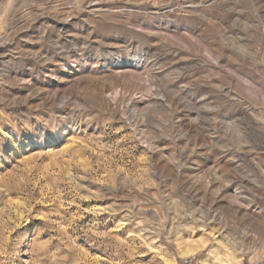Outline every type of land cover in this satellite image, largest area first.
<instances>
[{
	"label": "rangeland",
	"instance_id": "rangeland-1",
	"mask_svg": "<svg viewBox=\"0 0 264 264\" xmlns=\"http://www.w3.org/2000/svg\"><path fill=\"white\" fill-rule=\"evenodd\" d=\"M212 234L264 264V0H0V264H203Z\"/></svg>",
	"mask_w": 264,
	"mask_h": 264
},
{
	"label": "bare ground",
	"instance_id": "bare-ground-1",
	"mask_svg": "<svg viewBox=\"0 0 264 264\" xmlns=\"http://www.w3.org/2000/svg\"><path fill=\"white\" fill-rule=\"evenodd\" d=\"M205 212V211H204ZM238 212V211H237ZM205 213H207V212H205ZM204 216V215H203ZM208 216H209V214H208ZM207 216V217H208ZM206 217V218H207ZM209 217H211V216H209ZM204 218V217H203ZM222 219V218H221ZM214 220L215 221H221L220 220V218H214ZM212 221H213V219H212ZM213 223V222H212ZM210 224V223H209ZM231 226V225H230ZM204 227V226H203ZM212 227V226H211ZM211 229V228H210ZM208 230V229H207ZM203 231V230H202ZM241 231V230H240ZM204 232V231H203ZM207 232V231H206ZM237 233H239V232H237ZM200 234V233H199ZM209 234V233H208ZM207 234V235H208ZM235 234V233H234ZM204 235V234H203ZM222 235V234H221ZM225 235H227V234H225ZM210 236V237H209ZM208 237H209V239L212 241V246L210 247V250L208 251V253H206V255H204L203 257H202V262H203V264H208V263H212V261L216 258V254H215V251L217 250L218 251V253H219V250H221L222 249V247L223 246H237V244H235V243H233V241H232V236L231 237H227V236H224V235H222V236H219L218 238H217V236H215L214 234H212V235H209ZM238 237H241L240 238V240L241 239H243V240H246L247 238H248V236L245 234V233H243V232H240V234L238 235ZM205 238H204V236L202 237V235L200 236V235H195V236H193L192 235V237H191V241L192 242H195V245L196 246H200V245H202V244H204V242H205ZM233 240L235 241V238H233ZM239 240V241H240ZM236 242V241H235ZM237 243V242H236ZM232 244V245H231ZM186 247H188L187 246V244L182 248L183 249V251H184V253H188L190 250H187V248ZM190 248V247H189ZM196 248V247H195ZM232 248V247H231ZM191 249V248H190ZM216 251V252H217ZM221 253V252H220ZM218 255V254H217ZM218 258V257H217Z\"/></svg>",
	"mask_w": 264,
	"mask_h": 264
},
{
	"label": "built area",
	"instance_id": "built-area-1",
	"mask_svg": "<svg viewBox=\"0 0 264 264\" xmlns=\"http://www.w3.org/2000/svg\"><path fill=\"white\" fill-rule=\"evenodd\" d=\"M259 262H256V263H248V264H258ZM178 264H197V260L195 259V257L192 255H187V256H184V257H181L179 259V262ZM262 264V263H260Z\"/></svg>",
	"mask_w": 264,
	"mask_h": 264
}]
</instances>
